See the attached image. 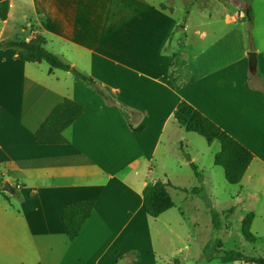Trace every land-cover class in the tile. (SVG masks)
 <instances>
[{
	"label": "crops",
	"instance_id": "1",
	"mask_svg": "<svg viewBox=\"0 0 264 264\" xmlns=\"http://www.w3.org/2000/svg\"><path fill=\"white\" fill-rule=\"evenodd\" d=\"M8 2L0 42L42 35L49 52L114 103L69 72L0 49V264H130L133 252L139 264H180L178 207L151 218L142 206L143 188L170 182L165 160L183 148L187 132L173 112L187 102L253 154L247 171L264 167V52L256 51L253 73L251 34L236 58L227 44L206 53L220 35L211 20L180 23L152 0ZM243 17L237 8L223 22L245 24ZM65 99L85 108L64 131L67 143L35 144V131ZM80 203L93 208L69 242L64 212Z\"/></svg>",
	"mask_w": 264,
	"mask_h": 264
},
{
	"label": "rangeland",
	"instance_id": "2",
	"mask_svg": "<svg viewBox=\"0 0 264 264\" xmlns=\"http://www.w3.org/2000/svg\"><path fill=\"white\" fill-rule=\"evenodd\" d=\"M152 1L168 9L180 23L189 20L191 24H200L211 20L220 35L212 46H208L207 42L206 53L227 44L229 53L236 58L241 53L240 40L247 43V33L253 37V52L259 50L260 55L264 52V0ZM246 7L251 9L254 16L252 24H241L239 21L231 25L224 24L223 20L237 8ZM222 34H225L224 37H221ZM195 62L191 60V65ZM43 66L47 65L43 63ZM183 137V148L178 149L177 157L174 160L166 159L164 164L171 184L167 191L181 213L179 225L172 222L178 238L172 237L176 242L186 245V250L179 256L180 264H230L221 263L217 258L216 252L219 256L223 251H239L249 256L264 257V167L254 164L239 184H229L223 169L213 162L214 155L220 149L219 142L208 144L194 133H183ZM190 163L197 167L202 178L194 175ZM193 188H202L203 194L192 193ZM240 200H243L242 204L250 203L252 206L243 208ZM230 209L232 213H229ZM246 209L256 215L250 226L251 233L257 238L255 243L245 241L241 235V218H244ZM213 214L216 217L213 218ZM165 242L162 239V245ZM206 258L210 260L204 262ZM158 264L172 263L161 260Z\"/></svg>",
	"mask_w": 264,
	"mask_h": 264
},
{
	"label": "trees",
	"instance_id": "3",
	"mask_svg": "<svg viewBox=\"0 0 264 264\" xmlns=\"http://www.w3.org/2000/svg\"><path fill=\"white\" fill-rule=\"evenodd\" d=\"M9 9L8 0H0V20H5ZM246 21L251 23L252 12L249 7L244 8ZM45 38L37 34L34 38L25 41L23 39L6 40L0 42V49H13L17 57L26 62L45 63L50 70H60L71 73L75 78L81 80L92 91L101 96L107 103H114L109 94L101 88L91 77L82 74L70 64L62 60L58 55L49 52L45 48ZM250 45L252 37L250 35ZM256 69L250 66L253 73ZM85 108L76 102L65 99L57 104L44 121L40 124L34 134V142L37 145H59L67 143L64 131L80 117ZM173 118L177 125L187 133H194L205 139L208 144L214 141L219 142L220 149L214 155V165L221 167L224 171L225 180L229 184H239L253 160V154L237 142L227 132L222 130L209 118L200 113L193 106L185 101L177 104ZM194 175L202 178L197 167L190 163ZM1 183V182H0ZM170 182L155 181L148 183L142 191V206L145 213L151 218H157L163 212L171 209L174 204L167 192ZM15 195L17 192L13 190ZM185 191V190H184ZM194 194H203L202 188H193ZM93 208L92 203H80L65 209L64 223L67 228V239L72 242L78 235L82 225L89 218ZM232 209L229 213H232ZM216 217L213 214V218ZM253 213H247L241 222V235L245 241L255 243L257 238L251 233L250 226L253 220ZM216 252L221 263L241 262L248 264H264V257L245 255L239 251ZM206 258L204 262L209 261ZM130 264H139V256L136 252L131 253Z\"/></svg>",
	"mask_w": 264,
	"mask_h": 264
},
{
	"label": "water",
	"instance_id": "4",
	"mask_svg": "<svg viewBox=\"0 0 264 264\" xmlns=\"http://www.w3.org/2000/svg\"><path fill=\"white\" fill-rule=\"evenodd\" d=\"M245 20H246V18L243 17V18H242V21H245ZM247 57H248V63H249V65H250L252 68H255L256 63H257V61H256V53L253 52V51H250V52L247 53ZM2 189H3L4 192H7V193H9V194L12 193V188H11V186H10L9 184H7V183H5V184L2 186Z\"/></svg>",
	"mask_w": 264,
	"mask_h": 264
}]
</instances>
